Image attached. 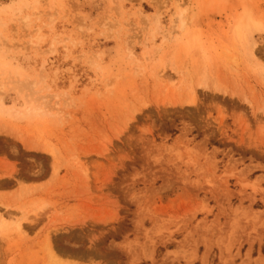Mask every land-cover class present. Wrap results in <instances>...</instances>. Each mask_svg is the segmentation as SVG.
I'll return each mask as SVG.
<instances>
[{
	"label": "rangeland",
	"instance_id": "obj_1",
	"mask_svg": "<svg viewBox=\"0 0 264 264\" xmlns=\"http://www.w3.org/2000/svg\"><path fill=\"white\" fill-rule=\"evenodd\" d=\"M190 7L0 0V264H264V2Z\"/></svg>",
	"mask_w": 264,
	"mask_h": 264
},
{
	"label": "bare ground",
	"instance_id": "obj_2",
	"mask_svg": "<svg viewBox=\"0 0 264 264\" xmlns=\"http://www.w3.org/2000/svg\"><path fill=\"white\" fill-rule=\"evenodd\" d=\"M263 2L264 0H190L191 7L189 20H191L192 22H197L221 15H231L233 16V18L235 17L234 19H237L236 23L242 21L248 22L252 21V19L256 17L258 9L261 7ZM178 19L182 26L186 25L188 20L186 11L181 9ZM18 226V228L22 229V225Z\"/></svg>",
	"mask_w": 264,
	"mask_h": 264
}]
</instances>
